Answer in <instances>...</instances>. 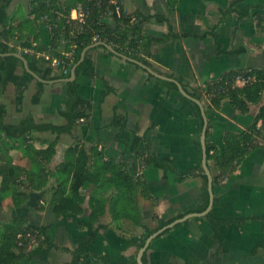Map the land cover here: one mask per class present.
<instances>
[{
  "label": "crops",
  "instance_id": "crops-1",
  "mask_svg": "<svg viewBox=\"0 0 264 264\" xmlns=\"http://www.w3.org/2000/svg\"><path fill=\"white\" fill-rule=\"evenodd\" d=\"M48 1L12 0L10 26L15 35L11 44L21 49L22 43L29 42L43 48L38 56L55 61L73 48L75 27L54 38L53 23L37 6ZM121 1L127 12L150 17L144 26L146 35L170 37L152 46L148 66L177 79L184 88L202 89L233 72L264 71V0H175L173 6L167 0ZM22 3L27 12L24 20L16 16ZM89 55L95 75L80 76L79 94L91 103V117L81 119L71 132L28 131L24 139L0 146V188L1 174H10V189L0 193V232L11 224L41 226L56 245L46 261L35 257L22 264H71L72 252L90 237L89 253L95 258L90 256L83 264L137 263L138 244L144 235L160 229L157 218L178 219L195 213L192 211L204 201L199 175L184 180L179 177L202 164L195 104L182 99L179 91L170 90L165 80L103 46ZM36 92V83H31L18 107L16 88L8 84L2 97L5 122L19 124L32 116L36 123L65 125L62 113L69 100L65 83L46 85L37 104L33 102ZM202 97L211 123L208 138L219 150L225 133L247 131L264 103L250 104L242 113L229 98L213 105L205 93ZM257 130L255 146L214 187L218 200L211 211L214 219L232 223L214 227V221L206 216L191 218L158 236L145 253V264H264V247L259 246L264 240L261 122ZM136 135L147 137L155 156L172 161L179 174L149 165L137 181L134 177L140 171V160L132 151ZM82 148L90 157L89 175L94 174L96 182L80 190L85 201L79 212L58 215L54 199L63 195V187V196L70 194V162ZM100 151L103 157L97 159ZM110 161L111 167L103 166ZM211 171L218 174L213 163Z\"/></svg>",
  "mask_w": 264,
  "mask_h": 264
},
{
  "label": "trees",
  "instance_id": "trees-1",
  "mask_svg": "<svg viewBox=\"0 0 264 264\" xmlns=\"http://www.w3.org/2000/svg\"><path fill=\"white\" fill-rule=\"evenodd\" d=\"M169 6H173L175 0H167ZM12 0H0V26L2 31L0 32V53H21L28 61L29 67L40 77L45 80H58L69 78L71 75L72 67L79 61L81 52L84 48L92 45L96 42L102 41L114 47L119 53H122L128 57L142 61L146 65H149V57L151 54V48L154 44L167 41L170 37L164 39H157L146 35L144 26L150 17H145L139 13H130L124 11L121 16H118L113 6L109 4V0H99V6H93V0H49L48 2L38 3V10L43 9V15L50 18L53 23L52 33L54 38L64 32H68L70 26L75 27V33L73 38V45L75 46V53L67 72L62 70L61 66L53 64L52 58H46L38 56V52H43V48L33 47L29 42L22 43V48L11 44V39L14 37V29L10 26V14L9 7ZM82 5L84 8H89L90 13L87 19V23L84 26L79 23L69 22V15L73 9ZM36 6V7H37ZM35 7V8H36ZM98 36L95 41L94 38ZM25 49H30V52H26ZM63 56L59 58H63ZM21 72V73H20ZM77 79L73 82H67L66 91L68 96V103L65 112L62 116L66 119V124L62 126H55L49 124L36 123L32 116L22 120L19 124H7L5 118L7 115L6 106L2 103V97L8 84H13L16 88V104L20 107L25 98V91L28 89L31 83H36L37 92L33 97L35 104L39 103L46 85L38 82L35 78L23 69V62L14 56H1L0 55V146L8 144V142H18L20 138H25V134L28 131L44 132L52 131L54 133H67L71 132L74 126L81 119H89L92 115V105L89 101L83 99L79 94V78L80 76L93 77L95 75V68L92 59L87 54L85 60L77 68ZM243 75L244 77H250L253 79L252 84H248L244 87H238L230 90L225 95L219 93L214 94L210 98L213 105L219 104L223 98H229L232 104L242 113H246L249 110L250 104H256L264 100V71L259 69L233 72L226 74L219 80L213 83L207 84L202 89H190L185 88L186 91L195 98L202 100L203 93L209 94L217 91L223 86L224 82L232 81L236 75ZM170 90L178 92L177 86L168 81H163ZM180 97L186 100L180 94ZM195 115L200 121V130L203 128V117L198 105L195 104ZM261 122L264 126V103L260 107L258 113L255 116L253 124L247 131L242 133H235L228 131L223 138V149L219 150L213 145L208 138V129L211 123L208 121L206 149H207V161L211 170V164L213 163L218 171L217 175H213V186L221 184L240 164L244 157L255 146L256 135L260 133L257 130L258 123ZM51 148H48V150ZM132 151L136 154L140 160V167L146 168L149 165L161 167L165 170L173 169V163L170 160L159 159L152 152V147L149 139L145 136L136 135L132 144ZM41 154L40 152H38ZM103 153L97 152V159L102 158ZM10 160L7 162L9 163ZM89 162L90 157L85 149L78 150L77 157L70 163V174H73V184L71 186V192L68 196H63L65 193V187H63V195L56 197L54 200L55 211L58 215L65 214L67 212H79L82 204L85 201V197L81 194L80 190L91 181L94 180V174L89 175ZM106 166L111 167L113 162L103 163ZM174 170V169H173ZM177 172V170H174ZM121 172V171H120ZM178 173V172H177ZM179 174V173H178ZM2 186L0 193H5L10 189V181L8 173H2ZM199 175L203 180L202 194L203 204L194 209L192 212L201 213L209 205V192H208V178L204 173L202 164L196 170H189L187 172L179 174L181 180ZM142 176L134 177L137 181L141 180ZM101 201V200H99ZM218 200L214 198V206H216ZM104 206L103 202L100 203V209ZM183 216V215H182ZM180 216V217H182ZM176 218L173 219H159L158 228L170 224ZM206 219H212L214 227L220 224L232 223L230 219H214L213 212L206 215ZM156 230V229H155ZM155 230L148 231L143 241L138 244V248L143 247L145 240L155 232ZM30 233L37 241V247L33 250H27V243L29 238L27 234ZM22 235L19 238V235ZM216 240L221 243V237L215 236ZM93 241V238L83 239L80 242V246L72 252L73 260L71 264H83L84 260L88 257L95 258V255L89 253V247ZM259 246L264 247V240ZM56 249V245L51 243L50 238L46 234V228L35 225H14L6 226L3 231L0 232V264H22L24 260H33L35 257L46 261L51 250ZM97 259V258H96ZM145 255L143 257V261ZM103 262V261H102ZM134 264H137L136 262Z\"/></svg>",
  "mask_w": 264,
  "mask_h": 264
},
{
  "label": "water",
  "instance_id": "water-1",
  "mask_svg": "<svg viewBox=\"0 0 264 264\" xmlns=\"http://www.w3.org/2000/svg\"><path fill=\"white\" fill-rule=\"evenodd\" d=\"M99 46H103L105 48H107L109 51H111L113 54L131 62L134 63L136 65H138L139 67H141L142 69H144L145 71H147L149 74L161 79V80H165L168 82H172L174 83L177 88L179 93L185 97L186 99H188L189 101L193 102L194 104L198 105L200 110H201V114L203 117V128L201 131V147H202V167L204 169V173L206 174L207 178H208V192H209V205L206 208V210H204L201 213L195 212V213H189L181 218H178L176 220H174L173 222H171L168 225H165L163 227H161L160 229H158L157 231H155L153 234H151L146 240L145 243L143 245V247L140 248L138 255H137V263L138 264H145L143 261V257L146 253V251L148 250L149 246L151 245V243L160 235H162L163 233H165L167 230H170L172 228H174L175 226L190 220L191 218H195V217H204L207 214H209L213 207H214V186H213V174L212 171L209 168L208 165V161H207V149H206V138H207V129H208V117H207V113H206V108L204 103L195 98L194 96H192L191 94H189L186 89L183 87L182 83H180L177 79L174 78H169V77H165L163 75H160L158 73H156L154 70H152L148 65H146L145 63H143L142 61H139L137 59L128 57L122 53H119L117 50L114 49L113 46L99 41L96 42L92 45L87 46L86 48L83 49V51L81 52V56L79 61L72 67L71 69V75L69 78H64V79H58V80H45L42 77H40L38 74H36L30 67H29V63L27 61V59L19 52H15V53H0L1 56H14L18 59H20L23 62V69L26 70L27 73H29L30 75H32L36 81L41 82L45 85H49V84H55V83H67V82H73L77 79V68L80 66V64L85 60L87 54L89 53V51H91L92 49L99 47Z\"/></svg>",
  "mask_w": 264,
  "mask_h": 264
},
{
  "label": "built area",
  "instance_id": "built-area-1",
  "mask_svg": "<svg viewBox=\"0 0 264 264\" xmlns=\"http://www.w3.org/2000/svg\"><path fill=\"white\" fill-rule=\"evenodd\" d=\"M97 1L99 0H93V6H99L100 2L97 3ZM109 4L113 6V10L114 12L118 15L121 16L122 13H124L125 7L123 5V3L121 2V0H109ZM90 13V9L89 8H84L82 5H79L78 7H76L75 9H73L69 15V22H77L79 23V25L84 26L87 23V19ZM98 36H96L94 38V40L96 41L98 38ZM26 52H30V49H25ZM75 53V46H73V48L66 54L64 55L63 58H58L54 61L53 59V64L56 66H61L62 70L64 72H67L68 67L70 66V63L73 59ZM253 83V79L250 77H244L243 75H236L235 78L232 81H226L224 82L223 86L220 87L217 91L213 92V93H209L206 94L207 97L210 99L214 96V94L219 93L220 95H225L227 94L230 90H233L235 88L238 87H244L248 84H252ZM145 168H141L140 167V171L135 175L136 177L142 176L143 175V170ZM22 235H19V238H21ZM27 237L29 238V242L26 244L27 245V250H33L34 248L37 247V241L35 240V238L28 233Z\"/></svg>",
  "mask_w": 264,
  "mask_h": 264
},
{
  "label": "rangeland",
  "instance_id": "rangeland-1",
  "mask_svg": "<svg viewBox=\"0 0 264 264\" xmlns=\"http://www.w3.org/2000/svg\"><path fill=\"white\" fill-rule=\"evenodd\" d=\"M121 2H122V1H121ZM16 16H17V18L20 19V20H24V18L27 17V12H26V10H25V8H24L23 3H22V5L19 7V9L17 10V12H16ZM71 23H74V22H71ZM24 29H25V31H26V25L24 26Z\"/></svg>",
  "mask_w": 264,
  "mask_h": 264
}]
</instances>
